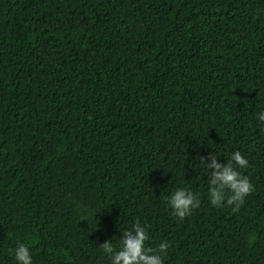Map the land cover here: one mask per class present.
<instances>
[{"label": "trees", "instance_id": "trees-1", "mask_svg": "<svg viewBox=\"0 0 264 264\" xmlns=\"http://www.w3.org/2000/svg\"><path fill=\"white\" fill-rule=\"evenodd\" d=\"M262 116L264 0H0V264H113L137 227L163 264H264Z\"/></svg>", "mask_w": 264, "mask_h": 264}, {"label": "clouds", "instance_id": "clouds-1", "mask_svg": "<svg viewBox=\"0 0 264 264\" xmlns=\"http://www.w3.org/2000/svg\"><path fill=\"white\" fill-rule=\"evenodd\" d=\"M264 120V116L261 117ZM232 160L235 161L236 167L242 169L247 167L248 161L239 151L232 155ZM211 167L215 168L212 184L217 185V188L211 192V205L216 207L227 198L228 205H235V210H238L246 196L253 190V185L246 176L241 175L230 162L226 167L221 168L219 164L213 160ZM226 190L231 192L230 197H226ZM168 201V205L174 214L183 219L190 215L191 212L198 207V202L194 201V195L184 189L175 191L174 195ZM135 234L126 233L127 238L123 241L121 250L112 256L113 264H163V258L160 253L167 255L169 244L163 243L158 249L146 248L147 231L142 228H135ZM104 251L107 253L113 252L111 243H106ZM30 249L23 243L19 244L14 249V259L16 264H33L32 254Z\"/></svg>", "mask_w": 264, "mask_h": 264}]
</instances>
